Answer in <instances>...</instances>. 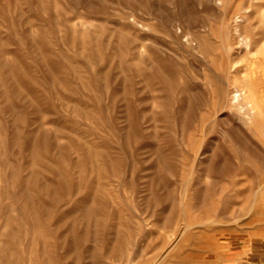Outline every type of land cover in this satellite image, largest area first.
<instances>
[{"label":"rangeland","instance_id":"1","mask_svg":"<svg viewBox=\"0 0 264 264\" xmlns=\"http://www.w3.org/2000/svg\"><path fill=\"white\" fill-rule=\"evenodd\" d=\"M263 3L0 0V264H264Z\"/></svg>","mask_w":264,"mask_h":264},{"label":"bare ground","instance_id":"2","mask_svg":"<svg viewBox=\"0 0 264 264\" xmlns=\"http://www.w3.org/2000/svg\"><path fill=\"white\" fill-rule=\"evenodd\" d=\"M56 1V0H55ZM252 2H253V0H252ZM57 4V3H56ZM264 4V3H263ZM261 7H264V6H261ZM252 8V7H251ZM260 8V7H259ZM259 8H258V10H259ZM253 9V8H252ZM248 10H249V8H248ZM256 11H257V9L255 10V12H254V14L256 13ZM224 12V11H223ZM252 14H253V12H251ZM242 14V13H241ZM244 14V13H243ZM245 15V14H244ZM251 14H248V15H246L245 17H249ZM242 17H243V15H241ZM253 18H254V16H253ZM227 19V18H226ZM249 18H247V20H248ZM251 20V19H250ZM249 20V25H248V21H246L247 22V25L249 26V30H246L245 29V33H243L242 34V32L240 31V42L241 43H243V44H245V46H244V48H243V50H242V53H241V57L245 60V63H244V67H243V73H241L240 75L241 76H239V77H241L242 79H239V80H242L243 81V83H244V85H245V87L247 88V92H248V94H250L251 96V100H250V102H251V105H264V101H263V103L262 104H258L259 102H258V100H257V98H256V95L255 94H253V93H256V92H254V90H253V88H254V84H256V83H254V76H253V72H256L257 71V66H258V64H259V62L261 63V65L263 64V66H264V8H261L259 11H258V13L256 14V19L255 20H257V21H250ZM244 21V22H245ZM241 23V22H240ZM260 23V24H259ZM19 24V23H18ZM244 23H242V26L244 27V25L246 24H244ZM20 25V24H19ZM260 25V26H259ZM246 26V25H245ZM240 28V27H239ZM246 28V27H245ZM204 29V28H203ZM220 29H221V27H220ZM238 28H236V30H237ZM232 30V29H231ZM242 30V29H241ZM238 31H239V29H238ZM237 32V31H236ZM239 36V35H238ZM235 41V40H234ZM236 43V42H235ZM238 43V42H237ZM223 45V44H222ZM239 45V44H238ZM255 49V51L254 50H252V49ZM1 50V49H0ZM238 51V50H237ZM240 55V54H239ZM238 56V55H237ZM233 57V56H232ZM69 58V57H68ZM241 59V58H240ZM69 61V60H68ZM232 61V60H231ZM258 63V64H257ZM240 64H242V63H240ZM256 64H257V66H256ZM41 65H43V64H41ZM71 66V65H70ZM110 67V66H109ZM262 67V66H261ZM11 68V67H10ZM238 68H239V66H238ZM23 69V68H22ZM241 69V68H240ZM25 70V69H24ZM157 70V69H156ZM234 70H236L235 68H234ZM239 69H237V72H239L238 71ZM242 70V69H241ZM261 70V69H260ZM262 71H263V69H262ZM30 72V71H29ZM33 72V71H32ZM261 72V71H260ZM256 73H258V72H256ZM261 73H263V72H261ZM264 74V73H263ZM263 74H261V75H263ZM237 76V77H238ZM258 76V75H257ZM220 77V76H219ZM262 77V76H261ZM261 77H259V78H261ZM263 77H264V75H263ZM258 78V79H259ZM223 79V78H222ZM53 80V79H52ZM235 81V80H234ZM259 81V80H258ZM261 81V80H260ZM236 82H237V80H236ZM40 83V82H39ZM51 83V82H50ZM52 83H54V82H52ZM51 83V84H52ZM58 83V82H57ZM62 83V84H61ZM61 83H59V84H61V85H63V81L61 82ZM257 83H259V82H257ZM262 83V81L260 82V84ZM58 84V85H59ZM237 84V83H236ZM239 84V83H238ZM264 84V83H263ZM262 84V85H263ZM235 85V84H234ZM244 85H243V87H244ZM54 86V85H53ZM64 86V85H63ZM259 85H257V87H258ZM261 86V85H260ZM61 87V86H60ZM234 87H236V86H234ZM56 88V87H55ZM238 88V87H237ZM245 88V89H246ZM59 89V88H58ZM67 89V88H66ZM257 89V88H256ZM63 90V89H62ZM236 90V89H235ZM243 90H244V88H243ZM260 90V89H259ZM264 90V89H263ZM231 91H232V89H231ZM61 92V91H60ZM229 92H230V90H229ZM237 93V92H236ZM238 93H240L239 91H238ZM247 94V95H248ZM260 94H262V93H260ZM62 95V94H61ZM236 95V94H235ZM241 95V97H242V94H240ZM246 95V94H245ZM240 97V98H241ZM70 98V97H69ZM244 98V97H243ZM238 99H239V97H238ZM262 99H264V97H262ZM233 100V99H232ZM239 101V100H238ZM241 101H243V100H241ZM249 101V100H248ZM234 102V101H233ZM244 103H246V102H244ZM237 104H239V103H237ZM249 104V103H248ZM235 105V104H234ZM240 105V104H239ZM243 105V104H242ZM247 106V105H246ZM249 106V105H248ZM257 107V106H256ZM245 109H247V107L245 108ZM259 110H260V108H259ZM254 111H256L255 109H254ZM242 112V111H241ZM245 112L243 111V114H244ZM252 113V112H251ZM251 113L249 112V116H251ZM242 115V114H241ZM263 116V115H262ZM247 117V116H246ZM11 119V118H10ZM250 119V118H249ZM243 120H245V119H243ZM247 121H249V120H247ZM246 121V122H247ZM244 122V121H243ZM242 122V123H243ZM249 123V122H248ZM247 123V124H248ZM249 125V124H248ZM3 126V125H2ZM250 126V125H249ZM252 126V125H251ZM244 127H245V125H244ZM248 128V127H247ZM253 128V127H252ZM248 129H250V128H248ZM255 129V128H254ZM253 130V129H252ZM1 131V130H0ZM55 132V131H54ZM236 132V131H235ZM238 132V131H237ZM253 132V131H252ZM25 134V133H24ZM46 134V133H45ZM264 134V133H263ZM54 135H55V133H54ZM236 135V134H235ZM44 137V136H43ZM238 137H239V135H238ZM247 138V137H246ZM43 140V139H42ZM235 140V139H234ZM5 141V140H4ZM46 141V140H45ZM48 141V140H47ZM41 142V141H40ZM235 142V141H234ZM246 143V142H245ZM240 144V143H239ZM22 145V144H21ZM41 145H44V144H41ZM45 145H46V143H45ZM238 145V144H237ZM34 146H36L35 144H34ZM47 146V145H46ZM239 146V145H238ZM241 146V145H240ZM40 147V146H39ZM48 147V146H47ZM50 147V146H49ZM37 148V147H36ZM254 148V147H253ZM43 149V148H42ZM258 149V148H257ZM251 151H252V149H250ZM256 150V149H255ZM254 150V151H255ZM47 151V150H46ZM260 151V149L258 150V152ZM43 152V151H42ZM41 154H43V153H41ZM49 155V154H48ZM247 155H249V153L247 154ZM263 155V154H262ZM44 157V156H43ZM48 157V156H47ZM263 158H264V155L262 156ZM259 158H261V157H259ZM259 158H258V161H259ZM262 158V159H263ZM250 159H251V157H250ZM46 161H47V159H45ZM256 160V159H255ZM251 161H252V159H251ZM254 161V160H253ZM262 161V160H261ZM254 163V162H253ZM256 163V162H255ZM261 163V162H260ZM65 164V163H64ZM261 165V164H260ZM262 166H263V164H262ZM44 170V169H43ZM40 177V176H39ZM10 178V177H9ZM257 193V192H256ZM36 201V200H35ZM37 211V210H36ZM38 212V211H37ZM38 215V214H37ZM5 223V222H4ZM10 224V223H9ZM41 228V227H40ZM42 230V229H41ZM78 241V240H77ZM46 244V243H45ZM13 251V250H12ZM30 254H31V252H30ZM29 254V255H30ZM41 254V253H40ZM48 255V254H47ZM47 258V257H46ZM30 259H31V257H30ZM51 260V259H50Z\"/></svg>","mask_w":264,"mask_h":264}]
</instances>
